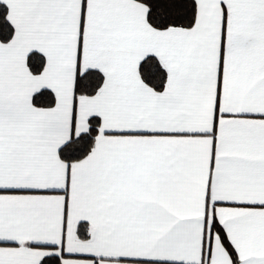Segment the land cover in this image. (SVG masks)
I'll return each mask as SVG.
<instances>
[{"label": "snow or ice", "instance_id": "1", "mask_svg": "<svg viewBox=\"0 0 264 264\" xmlns=\"http://www.w3.org/2000/svg\"><path fill=\"white\" fill-rule=\"evenodd\" d=\"M0 264H264V0H0Z\"/></svg>", "mask_w": 264, "mask_h": 264}]
</instances>
